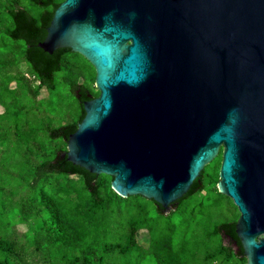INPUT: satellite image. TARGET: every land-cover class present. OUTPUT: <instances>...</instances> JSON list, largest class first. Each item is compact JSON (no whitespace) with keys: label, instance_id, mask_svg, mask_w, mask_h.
<instances>
[{"label":"water","instance_id":"water-1","mask_svg":"<svg viewBox=\"0 0 264 264\" xmlns=\"http://www.w3.org/2000/svg\"><path fill=\"white\" fill-rule=\"evenodd\" d=\"M13 18L39 75L63 50L95 71L98 95L74 87L82 116L51 131L66 153L44 170L83 173L92 192L110 175L164 213L220 152L217 189L239 212L218 227L225 247L264 264V0H62L40 28Z\"/></svg>","mask_w":264,"mask_h":264},{"label":"trees","instance_id":"trees-1","mask_svg":"<svg viewBox=\"0 0 264 264\" xmlns=\"http://www.w3.org/2000/svg\"><path fill=\"white\" fill-rule=\"evenodd\" d=\"M61 1L40 4L33 0H0V166L9 162L11 152L15 153L9 164V168L15 170L4 181L5 187L0 184V214H14L16 221L26 225L25 230L20 232L11 226V222L5 223L1 218L0 264H28L25 257L32 254L31 250H42V256L49 264H117L110 259L127 251L119 250L118 243L109 241L110 227L103 222L110 221V214L114 213L122 199L134 195H118L110 186L112 176L107 174H96V189L92 192L84 182L83 173L44 170V166L54 160L58 150L66 153L67 141L62 135L50 137L51 131L69 125L77 128L82 116L74 87L81 85L91 97L98 95L93 85L95 71L79 53L63 50L57 59L58 68L39 75L28 60L26 39L15 38L11 32L16 27L13 15L20 9L33 20L35 28H40L41 15L44 12L53 13V4ZM75 56L81 57L90 67L88 84L79 82L77 78L69 86L79 110L69 118L43 112L38 100L56 93L58 84H63L73 75L69 61ZM20 65L25 66L23 70ZM63 70L64 75L59 77ZM42 92L46 95H41ZM220 160L219 153L202 169L200 184L195 190L180 198L165 214L159 212L156 203L150 199L157 212L168 216L187 197L202 196L212 190L219 192L216 182ZM207 166H216L215 174L206 171ZM238 216L219 223L209 234L217 235L218 242L207 246L203 252L204 264L246 263L245 255L237 256L233 249L225 247L218 229L222 224H234ZM193 218L191 222L195 224ZM132 236L135 238V234ZM190 236L192 246L197 247L204 241L195 230ZM134 243L138 242L134 239ZM189 257L194 259V248ZM170 258L174 264L178 263L176 256L171 255Z\"/></svg>","mask_w":264,"mask_h":264},{"label":"rangeland","instance_id":"rangeland-1","mask_svg":"<svg viewBox=\"0 0 264 264\" xmlns=\"http://www.w3.org/2000/svg\"><path fill=\"white\" fill-rule=\"evenodd\" d=\"M24 67V65H20V69L23 70ZM69 67L73 75H70L63 84H58L56 93L46 95L45 92H42L41 95H46V97L38 100V104L43 108V112L69 118L79 110L78 102L70 92L69 86L77 78H79V82L88 84L90 82V67L78 56L70 59ZM62 75H64V70L60 72L59 77ZM13 84L12 82L11 85ZM0 111H2L1 106ZM14 154L11 152L9 162L0 166L1 185H4V181L11 177V172L15 170L9 168ZM10 167L13 166L10 165ZM209 168L210 166H207L206 171L215 174L216 166ZM15 204L17 205V203ZM164 214L158 213L152 201L142 196L134 195L122 199L114 213L110 214V221L103 222V225L110 227L109 241L118 243L119 250L127 251L120 252L110 260H115L114 262L117 264H174L170 258L171 255H174L178 258L176 264H204L202 261L203 252L207 250V246H214L218 242L217 235L209 234L214 232L216 225L233 220L239 213L230 197L212 190L202 196L196 194L187 197L180 201L170 215ZM1 218L5 220V223L11 222V226L13 225L12 227L17 228L20 232L26 228L25 224L15 220L14 214H0V222ZM192 218L196 220L195 224L191 222ZM110 222H113L111 226ZM2 229L0 223V232ZM192 230H195L199 237L203 236L204 239L203 243L197 247L190 243ZM134 234L135 238L132 236ZM134 239L139 244H135ZM222 241L225 244L223 239ZM193 248L194 259L189 257V252ZM31 251L32 254L25 257L28 264H49L47 259L44 260L46 257L42 256V250Z\"/></svg>","mask_w":264,"mask_h":264}]
</instances>
